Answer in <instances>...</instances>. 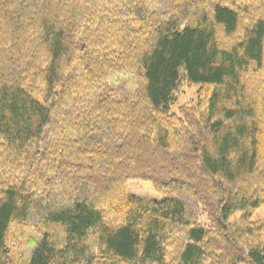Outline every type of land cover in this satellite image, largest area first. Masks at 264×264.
<instances>
[{"label":"trees","instance_id":"1","mask_svg":"<svg viewBox=\"0 0 264 264\" xmlns=\"http://www.w3.org/2000/svg\"><path fill=\"white\" fill-rule=\"evenodd\" d=\"M262 208L264 0H0V264H264Z\"/></svg>","mask_w":264,"mask_h":264},{"label":"rangeland","instance_id":"2","mask_svg":"<svg viewBox=\"0 0 264 264\" xmlns=\"http://www.w3.org/2000/svg\"><path fill=\"white\" fill-rule=\"evenodd\" d=\"M199 86H195L193 90L187 91L185 94L181 95L179 98L178 104H185L189 101V99L194 98V92L198 89ZM129 192L135 196L150 199L153 201H162L164 197L155 191L153 186L149 183H137V182H131L128 186ZM253 220L258 221H264V208H262L253 218Z\"/></svg>","mask_w":264,"mask_h":264}]
</instances>
